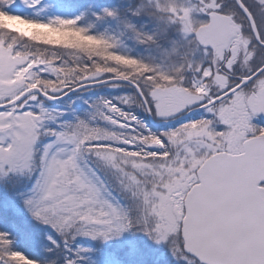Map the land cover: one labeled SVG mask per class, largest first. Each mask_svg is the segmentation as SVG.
<instances>
[{
    "label": "snow or ice",
    "instance_id": "1",
    "mask_svg": "<svg viewBox=\"0 0 264 264\" xmlns=\"http://www.w3.org/2000/svg\"><path fill=\"white\" fill-rule=\"evenodd\" d=\"M35 3L0 0V29L61 43L60 28L10 11ZM64 71L0 49V176L9 177L0 180V224L15 223L23 214L35 225L18 226L15 235L0 229V264H48L49 259L51 264H264V141L229 149L202 140L203 151L185 146L181 156L170 146L181 143L183 133L190 136L194 125L152 133L110 101H102L99 113L105 124L135 131V123L148 134L120 136L83 120L57 131L46 125L55 117L43 107L35 110L33 102L41 96L53 99L67 83L60 76ZM153 104L161 117L173 114L159 110L156 100ZM114 113L130 123L121 125ZM215 131L203 135L211 139ZM225 139L231 143L230 134ZM89 152L122 173L121 195L113 194L95 170L81 167ZM19 239L26 252L14 247Z\"/></svg>",
    "mask_w": 264,
    "mask_h": 264
},
{
    "label": "flooded vegetation",
    "instance_id": "2",
    "mask_svg": "<svg viewBox=\"0 0 264 264\" xmlns=\"http://www.w3.org/2000/svg\"><path fill=\"white\" fill-rule=\"evenodd\" d=\"M182 1L186 3L180 4L182 9H195L191 15L197 22L196 29L207 25L211 19L228 16L227 25L230 27V31L224 42L219 38V42L213 50L204 49L209 57H204L201 71L196 73L185 72L179 82L172 72L170 76V71H167L168 77L171 78L163 86L171 89H159V87L152 89L149 94V99L152 101L151 109L153 108L152 111L158 120L171 121V124L168 125L171 131L190 124L192 120L196 119L200 124L202 121H220L221 126L229 131L230 136L234 133V135L242 137L240 143H237V139L233 135L231 143L225 139V144L222 146L227 144L229 149L234 146L242 148L245 140L264 136V120L263 116L260 115H264V70L251 82L214 106L193 113L190 111L201 108L216 97L223 95L236 87L243 79L250 77L259 70L264 65V60L254 71L247 72V68L254 66L260 57L264 59L259 51L264 50V48L256 42L248 21L233 0ZM239 1L250 14L258 39L264 44L260 39V36L264 35V0ZM174 2L179 3L177 0ZM169 11L170 15L168 14V16L179 19L177 16L179 11ZM154 70L158 73L162 71L157 68ZM213 79L222 80L224 83L219 86L212 85ZM163 91L165 92L161 96ZM153 93L156 94L155 97H153ZM153 100L157 101L159 110L173 114L161 117L158 114L157 106L153 104ZM241 104L244 110L238 111L239 106L242 107ZM229 111H234L231 118L225 116ZM182 116H184L183 119L178 120Z\"/></svg>",
    "mask_w": 264,
    "mask_h": 264
},
{
    "label": "rangeland",
    "instance_id": "3",
    "mask_svg": "<svg viewBox=\"0 0 264 264\" xmlns=\"http://www.w3.org/2000/svg\"><path fill=\"white\" fill-rule=\"evenodd\" d=\"M117 1V0H116ZM179 3L174 2V0H167V3L165 4V6L167 7V4H171V7H168V11L167 12H161L157 10V3L158 2H164V0H119L117 1V3L125 2L126 4H124L123 6H126L128 4H132L134 5V9L132 11L128 10V12L130 14H132L133 11H136L138 9L141 8V5L144 4L146 6L145 10L140 11V13L138 15H130L128 17L129 21H131L134 23L136 20H140L141 24L139 25V23H137L138 25V29L139 28H143L144 33H148L153 35L154 39L156 40L158 37H160V34H163L164 32L167 35V32L170 30L172 37L171 36H167V39L165 40V42L161 45V47L156 48L154 46L151 47H146L144 48V51L141 52V49L138 50V52H135V57L137 59V62L141 64V59H143V61H145V68H144V76L145 77L150 71L151 69H153L156 66L155 62H162V64L160 65H164V66H171L174 67L175 65L179 64L182 62V57H184L187 53L190 47H193L192 45H186L185 40L183 39L181 33H180V26H178V23H176L175 21L177 20H182V18H184L186 12L188 10L186 9H182V5L186 4L184 1L182 0H177ZM31 2V0H30ZM69 5L72 3V7H77L80 8L82 10L84 9H91L94 11V13L99 14L100 10H95L92 8V6H89L88 2H83V1H78V0H69ZM182 4V5H180ZM37 4V0L36 3ZM180 5V6H179ZM188 5V4H187ZM89 6V7H87ZM122 6V7H123ZM189 6V5H188ZM18 7L17 8V12H12V13H18L21 16L27 18V17H34L35 15H37L38 17H43L42 15H39L38 13L40 12L41 9H39V6L36 8H32V7H24V6H15ZM87 7V8H85ZM71 8V7H70ZM178 8V10H176ZM191 8V7H190ZM53 9V8H52ZM52 9H47L44 10L43 12L46 11V16L48 17H56L60 18L61 20H65L66 18H69L72 16L71 11L69 9H66L64 7L58 8L57 10H52ZM192 9V8H191ZM51 10V15H48L47 13ZM169 10H174V11H179V15L178 18L179 19H174L171 16H168V14L170 13ZM23 12V14L21 13ZM147 12H151L152 16L150 17L148 14H146ZM167 13V14H166ZM193 13V12H192ZM29 19V18H27ZM45 19V17H44ZM58 19V20H60ZM67 21V20H65ZM122 22L124 21H117V20H106L104 22L99 23L98 27H101L102 29H104V31H108L110 35L112 36V38L116 39L119 36H124V32H122V28H121V24H123ZM147 26L149 28H147ZM189 26L191 28V30L194 32L196 27H197V22L195 20V18L191 15L190 20H189ZM12 32H15L19 35H21L19 32L17 31H13V30H9ZM143 35V33H141V36ZM23 36V35H22ZM28 37V36H25ZM122 38V37H121ZM134 38V37H133ZM193 36H188L187 39L188 40H192ZM129 39L128 37L125 36V40ZM261 41L264 43V35L260 36ZM130 40V39H129ZM123 40H120V48H124L131 54H133V51L130 50L131 46L130 45H126L124 43V45L122 44ZM257 50H259L256 47ZM151 50H153L156 53H151ZM169 52L170 55H172L173 60L171 62V60L168 59L167 56H165L166 52ZM260 53L262 54V56H264V50H259ZM73 55L75 56L76 53L73 52L71 54V57L74 59ZM77 56V55H76ZM132 56V55H131ZM161 56V57H159ZM165 56V57H164ZM206 56L209 57V55L202 51V49L198 48V52L196 54V59L198 61H200L201 63L204 60V57ZM164 57V58H162ZM78 57H76L75 59H77ZM175 59V60H174ZM36 60H43L45 61V58H36L33 61L31 60V63H35ZM161 60V61H160ZM263 58L260 57L255 63L254 66H250L247 68V72L248 71H254L256 69V67H259L262 62H263ZM46 62V61H45ZM47 64L51 65L53 68L59 69L60 67L63 66V64H60L58 66H56L55 64L52 63H48ZM170 68V67H169ZM145 70H149V72L145 71ZM170 70H172L170 68ZM75 73V72H74ZM45 76H48V73H43ZM75 74H71L70 72L65 73V72H61L60 76L64 77L67 80V83H61V86L58 88V90H64L67 91V87L71 86L72 84V77ZM141 74L139 75L140 78ZM141 77V79H142ZM151 79L149 76L145 77V79ZM140 81H143L141 80ZM144 79V80H145ZM51 80L53 82L57 81V75L56 74H52L51 75ZM166 81H164L165 83ZM163 82L158 81V84H161ZM142 87L145 86H149V83L146 81L141 83ZM198 86V85H197ZM196 86V87H197ZM201 88V87H198ZM89 90V89H88ZM124 90V89H122ZM118 91V92H122ZM52 90L50 89L49 92H51ZM199 91V90H198ZM165 91L161 92V96L164 94ZM60 93H64V92H60ZM163 93V94H162ZM120 97L122 98V95H120ZM39 101V100H38ZM102 101H108L106 99H101L99 97V93L98 92H93V91H84L82 93H80L79 95H73L70 96L68 98H66L65 100L59 102V103H54V104H49L47 105L44 102L39 101V103L37 102H33V107L35 108V110L39 111L40 107H43L46 112L51 113L52 116L55 117L54 120L52 121H47L46 125L49 128H53L56 129L57 131H60V127L62 125H75L78 121L83 120L86 123H89L90 125H99L101 127H110L109 125L105 124L101 118L99 113L104 111V106L102 104ZM113 105H115V103L112 102ZM242 105V104H241ZM243 109V105L242 107L239 106L238 111H242ZM232 112V113H231ZM229 111L225 114V116H228L229 118L232 117V115H234V111ZM114 119H117L116 115L117 113L112 114ZM224 116V115H223ZM120 120H122V118H120ZM215 123L217 124V126L215 127L216 131L215 132H211L210 136L211 139L208 138V136L206 135H201L202 131L200 130L201 127L203 126L202 124H200V122L198 121L197 124L194 123H190L192 125H194L191 129H195L196 131H194L192 133V135L195 134H199L201 135L202 138H208L210 144L214 145L217 148H221L222 143V139L224 140L226 137V134L229 135V131L224 129L221 125L218 127L219 124H221V122H217L215 121L214 123L212 122V125L214 126ZM189 125V124H188ZM204 126L207 128V125L204 124ZM198 129V130H197ZM209 127L207 128V130L209 131ZM68 131H71V128L67 129ZM138 130V129H137ZM130 132L127 131V129L125 130L122 127H110V131L116 133L117 135L120 136H138L141 134V132ZM223 133V134H222ZM234 133L232 134L231 137H233ZM184 136V135H182ZM191 136V135H190ZM223 136V138H222ZM235 139H237V143L242 140V137L239 135H234ZM192 137V143H189L188 145H184V139L182 137V142L177 144L178 146H181V151L180 154L181 156L184 155V147L186 146L188 149L190 150H201L203 151V148L201 146V142H198V138L195 136H191ZM54 139V138H53ZM235 141V140H234ZM49 141H45V143H47ZM236 143V141H235ZM138 148H144V145L142 144H137ZM61 147H65V148H70L69 145H62ZM178 150L175 151L172 150L173 153L177 152ZM119 157H118V161H119ZM160 163L159 161H156L155 163ZM80 165L81 167L87 169V168H92L93 170L96 171V173L102 178V180L104 181V183L108 186V188L113 192V194L115 195H121V181L123 179L122 173L112 169L110 167H105L103 161H101L95 154L93 153H85L80 161ZM121 168H124L126 170H131L130 165H125L123 163H121ZM5 179H9V177L7 176H0V180H5ZM22 212V209H21ZM19 217H21L23 219V221L27 224H23L20 227H24V226H30L32 225L31 221L29 220V218L27 217V215H20ZM3 223L0 224V226L2 227ZM35 226V225H32ZM11 233L13 235L16 234V232L18 231V228L16 227H9ZM24 242L23 239H19L17 240ZM83 244V246L87 247L90 246V243L87 241H83L81 242ZM85 243H87V245H85Z\"/></svg>",
    "mask_w": 264,
    "mask_h": 264
},
{
    "label": "trees",
    "instance_id": "4",
    "mask_svg": "<svg viewBox=\"0 0 264 264\" xmlns=\"http://www.w3.org/2000/svg\"><path fill=\"white\" fill-rule=\"evenodd\" d=\"M78 1H83V2L90 1L88 2L89 6H92V8L95 10H101L103 8L118 9L119 16L122 18L121 21H125V20L129 21L128 17L132 14H130L128 10L132 11L134 9V5H132L131 3L126 6H123L126 3L122 2L119 5V2L117 3V1L119 0L117 1L116 0H78ZM40 3H41V0H37L38 5H35L32 8L38 7ZM69 3H70L69 0H51V3L46 4L45 8L41 9L40 12L38 13L39 15H42L43 17L40 18L37 15H35L34 17H27L29 19L37 20L38 22L42 24H52L54 27L60 28V31L65 34L61 43H58V44L44 43L42 40L34 39L31 37H25L15 32L9 31V30L4 31L3 29H0V49L11 48L13 56H16L17 54H19L22 57H25L29 62H31V60L33 61L36 58H39V59L45 58L46 62L55 64L56 66L63 64L62 68L65 70L64 71L65 73L70 72L71 74H75L72 77L71 86L66 88L67 91L72 90L77 86H80L82 84H86L89 82H100V81L107 80V79L120 78V79H125V80H128L136 84L140 88V90H143L142 94L147 99V94L154 87H158V86L162 87L164 84L168 82V79H170L171 77H168V74H163L166 72H163V71H161L160 73L156 72L154 68L151 69L150 72L149 70H145L149 72L145 77L149 76L151 79L149 78L145 79V77H142L144 76L143 70L145 68V61L141 59L142 61L141 64L138 63L135 57L136 55L135 52H138V50L140 49H141V52H143L144 48L151 47V46H154L155 49L161 47V45L167 39V36L168 37L171 36L170 30L167 32V35L165 32L163 34H160L159 35L160 37H158L155 40V43L151 45H145V44L136 42L135 38H129L130 40L129 39L125 40V36H119L115 39L118 41L123 40L121 41L123 45L124 43L126 45H130L131 46L130 50L133 51V54L129 53L125 49V47L120 48L119 51H101L102 48H106V45H110L112 43V40L100 39L97 37V35H95L94 32H89L82 25H78L77 24V20L79 19L78 14L81 13L82 9L77 8V7H72V3L70 5ZM61 7H64L71 11L72 16L69 18H66L65 20L75 21L74 24L65 25L61 27L60 25L54 24V21L60 18L55 19L56 17H48L46 16V11L43 12L44 10L52 9V8H53L52 10L54 11ZM17 8L18 7L14 6L10 9V11L17 12ZM21 13L23 14V12ZM135 22L139 23V25L141 24L140 20H136ZM0 23H2V19H0ZM137 23L132 22V25L138 28ZM147 28L149 27L147 26ZM98 30L101 32H104V29H102L101 27H98ZM77 32H81V34L78 36L76 35ZM89 37L95 38L96 41H100L102 43L88 45L87 40ZM121 37H124V38L122 39ZM85 48H88L89 50L86 51ZM92 49H94V51ZM73 52H75L77 55V56L73 55L74 59L71 57V54ZM84 53L91 54L93 57H98V59H91V60L87 59L83 55ZM151 53H156V52L151 50ZM165 54H166L165 56H167L168 59L171 60L172 62L173 60L172 55H170L168 51ZM76 57L78 58L75 59ZM109 57H120L121 60L118 61L114 59H109ZM126 60L136 61L137 64L136 66H132L130 64H126L122 62ZM155 63L158 66L162 64V62H155ZM140 65H143L144 68H141ZM166 69L167 70L169 69L170 76H171L172 71L170 70V68H166ZM140 74L141 76L139 78ZM94 76H97L96 79L89 81V78H92ZM140 79L143 81H140ZM146 80L149 83V86L142 87L141 83ZM158 81H161L163 83L158 84L157 83ZM164 81L166 82L164 83ZM121 90L122 92H118ZM84 91L98 92L99 97L101 99L111 100L113 103H115L117 107L124 108L126 112H134L138 114L139 116L146 118L144 108L142 107L139 99L137 98V95L135 94L134 90L128 85H123V84L103 85V86L95 87L89 90L86 89V90L79 91L75 93L74 95H79L80 93ZM120 95H122V98L120 97ZM39 101L44 102L40 98H39ZM151 130L153 132H157L158 129L151 127ZM157 134H159V132ZM171 147L172 146H170V150H171ZM155 162L156 161H149V163H152L154 166H158L159 163L158 162L155 163ZM128 171H131V170L128 169ZM23 224H27V223H25L21 217H18L15 223L13 222L3 223L2 227L0 226V229L11 232L9 227L18 228V226L20 227ZM30 227H35V226L30 225ZM85 245H87V243H85ZM14 247L20 251H25V252L27 251L26 245L22 241H19V242L17 241ZM48 264H51V259H49Z\"/></svg>",
    "mask_w": 264,
    "mask_h": 264
},
{
    "label": "clouds",
    "instance_id": "5",
    "mask_svg": "<svg viewBox=\"0 0 264 264\" xmlns=\"http://www.w3.org/2000/svg\"><path fill=\"white\" fill-rule=\"evenodd\" d=\"M51 3V0H41V3L39 5V9H44L45 5ZM167 3V0H164V2H158L157 3V10L161 12H167L168 7H171V4H167V7L165 4ZM146 6L144 4L141 5V8L133 11V15H138L140 11L145 10ZM195 11V9H189L184 18L182 20L175 21L180 25V33L183 37V39L186 42V45H192L193 47H190L188 50V53L182 57V62L175 65L172 68V74L176 77L177 81L179 82L180 78L184 75L185 72L191 71L193 73L199 72L202 69V63L196 59V54L198 52L199 45L195 41V39L188 40V36H195V33L191 30L189 26V20L191 17L192 12ZM48 15H51V10L47 13ZM150 17L152 16L151 12H147ZM79 19L77 20L78 25H82L84 28H86L89 32H94L95 35H97L100 39L105 40H112V43L110 44V47L102 48L101 51H119L120 50V42L118 40H115L112 38V36L108 31L101 32L98 30V25L101 22H104L106 20H117L120 21L122 18L119 16V10L118 9H108L103 8L100 10V13L97 15L94 13L91 9H84L81 11V13L78 14ZM170 15V14H169ZM55 22V21H54ZM121 28L123 29L124 36L128 38H135L136 42L145 44V45H151L155 43V39L151 34L144 33L143 28H136L134 25L131 24V21L125 20L123 24H121ZM141 33L143 35L141 36ZM124 37H122L123 39ZM87 59H98V57H93L91 54L84 53L83 54ZM163 74H168L163 73ZM224 83V81L213 79L211 81L212 85L219 86L220 84ZM206 90L207 87H206ZM193 95H195L193 93ZM199 99V98H197ZM39 103V101H37Z\"/></svg>",
    "mask_w": 264,
    "mask_h": 264
},
{
    "label": "water",
    "instance_id": "6",
    "mask_svg": "<svg viewBox=\"0 0 264 264\" xmlns=\"http://www.w3.org/2000/svg\"><path fill=\"white\" fill-rule=\"evenodd\" d=\"M235 2L239 6L240 10L243 12L245 17L247 18V21H248V23L250 25V28L252 30V33L254 35V38H255L256 42L259 43L262 47H264V45L261 44L259 39H258L257 32L255 30V27H254L253 21L251 19V16L245 10V8L240 4L239 0H235ZM226 23H227V19H225V18H214V19L210 20L208 25L197 29V31L195 32V39H196L198 45L200 47H202V48H210V49L213 50L215 48V46L217 45V43L219 42V38H221L222 42H224V40H225V38L227 36V33L229 32V28H228ZM263 70H264V66H262L251 77L242 80V82L237 87H235L233 90H231L230 92H228V93L218 97L217 99L211 101L209 104L205 105L202 108H205V107H208V106H210L212 104H215L218 101H220L221 99H223L224 97H226L229 94H231L232 92H235L237 89H239L240 87L244 86L245 84L250 82L252 79H254ZM108 84H127V85H130L131 87H133L135 89L138 97L145 104V101H144V99H143V97L141 95V92H140L139 88L135 84H133V83L127 81V80L119 79V78L108 79V80L95 82V83H90L89 82V83H86V84H82L80 86L75 87L72 90H69V91L63 93L61 96L55 97L60 92H62V90H58L54 94V98L51 99V100H49V99H47V98H45L43 96H41L40 98L43 101H45V102H47L49 104L58 103V102L62 101L63 99H65V98H67V97H69V96H71V95H73V94H75V93H77L79 91H82V90H85V89L94 88V87H98V86L108 85ZM260 115L263 116V119H264V115H262V114H260ZM148 117H149L150 124L155 125V126L158 125V124H156V123H154L152 121L150 115H148ZM260 141H264V138L261 137V138H254V139L248 140V141H246L243 144L242 148L246 147L247 145H250V144H256V143H258ZM243 155H244L243 152H240L239 154H235V156H243Z\"/></svg>",
    "mask_w": 264,
    "mask_h": 264
}]
</instances>
